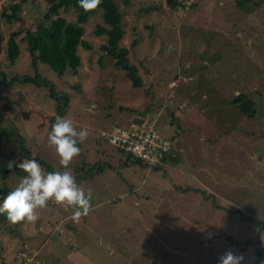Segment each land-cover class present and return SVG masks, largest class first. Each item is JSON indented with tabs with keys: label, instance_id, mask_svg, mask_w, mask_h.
Masks as SVG:
<instances>
[{
	"label": "rangeland",
	"instance_id": "obj_1",
	"mask_svg": "<svg viewBox=\"0 0 264 264\" xmlns=\"http://www.w3.org/2000/svg\"><path fill=\"white\" fill-rule=\"evenodd\" d=\"M114 1L123 16L125 37L121 46L130 50L131 62L139 66L140 77L144 81L142 88H135L125 71L116 66L115 60L101 51V46L108 39L107 35L98 37L95 33L98 25L106 26L102 10H97L84 26V39L92 46V50L79 49L81 66L77 72L68 70L61 77L49 65L38 64V72L52 81L59 92L68 95L70 106L65 117L73 121L77 131L88 130L87 139L77 145L81 148V153L73 159L68 169L75 177V173L87 165L86 169L94 174L93 181L81 185L86 194L91 190V205L94 207H91L87 215L79 218L80 225H92V230H87L86 226L83 229L82 248L98 247L93 253L95 264H101L102 259L106 264H187L192 259L179 258L178 249H189L188 244L193 245L195 242L185 239V236L183 238L181 233V239L174 238L178 236L177 229L183 226L182 220L177 219L175 210L183 212L181 209L184 208L188 214L187 219H190L199 204L202 213L212 212L216 208L210 207L211 203L223 205V200L232 203L236 197L235 192L243 189L247 192V198L258 199L262 203L261 210H257L256 214L264 218V0H176L181 5L176 8L171 7L170 0ZM9 5L10 0H0V29L4 36L3 52L0 55L2 70L9 78L16 75L33 76L35 70L26 51L27 42L21 39L27 30L35 31L37 24L44 21L48 1L28 0L20 12L21 20L11 24L2 16ZM61 16L69 22L77 20L74 10L62 11ZM16 31H22V36L18 38L21 55L12 66L7 59L6 50L11 33ZM134 42L136 46H133ZM164 45L167 47L163 48ZM170 93L175 97H167ZM239 94H246L254 102V118L243 115L233 104V99ZM181 100L187 102L185 108L169 118L178 120L176 126L181 128L179 134L185 133L186 140L190 143L196 140L193 143L195 146L191 145L196 147V155L190 153L191 146L187 145L183 146L185 150L174 161H179L175 167L168 166V163L166 166L162 164V170H157L133 163L131 170L115 171V168L120 167V160H126L127 155L102 139L101 131L106 129L105 118L110 122L117 119V125H124L128 123L129 113L138 111L149 118L150 111L158 104L170 102V106L176 101L177 105ZM121 107L127 110L121 111ZM55 115L56 103L44 87L16 85L12 89L0 90V126L23 138L33 159L40 158L54 171L63 172L66 169L60 165V158L47 139L52 130L50 117ZM164 124V119H159L157 126L160 131ZM211 132L214 135L200 143L201 138L210 137L208 134ZM181 139L185 142L184 138ZM229 140L239 144L240 148L229 147ZM226 141V145L220 143ZM215 147H219L217 152L220 150L228 155L232 153L233 156H201L205 150ZM178 148L181 147L178 145ZM21 149L15 137L3 136L0 162H23L27 158H22L24 153ZM101 167L106 169V174L101 175ZM42 169L48 173L45 168ZM199 174L203 175L207 184L210 181L207 177L209 174L215 177L221 188L219 192L224 195L223 200L214 197L209 186L200 187L203 192L206 190V198L209 196L207 199L196 192L182 195L184 190L175 189L194 186V178ZM25 175L23 171L19 175L12 172L7 180H0V186H6L12 191ZM120 175L127 180L124 181L127 183L125 187L119 181ZM244 175H247L246 179L242 178ZM116 184H119V188L124 187L127 192L141 186L143 192L150 193L152 204L147 205L148 209L162 201L159 199L160 195L165 202H169L170 208H163L158 224L157 218L150 222L144 219L142 222V218H145L142 214L144 206L141 210L131 206L129 200L119 201L117 205H103L102 197L112 195V189L108 186ZM2 202L0 197V203ZM72 211L71 208L66 210L64 205L49 202L45 208L36 211L35 222L15 225L8 221L2 224L0 222V264H13L16 252L19 253L25 246L30 248L31 242L35 241L33 236L40 231L39 228L33 230L37 222L47 229L49 226L46 221L50 216L56 215V212L57 215L60 212L72 215ZM227 211H231L230 208L222 209V212ZM131 213L140 216L138 219L132 217L134 222L137 220L132 223L133 227L128 221H124L129 220ZM226 216L227 214L223 215L225 221L229 219ZM211 219L210 216L203 219L201 217L199 224L187 221L185 230L189 235L204 234L202 231L210 223L206 221ZM256 220L260 221V218ZM69 223L71 221L67 222ZM254 223L255 221L240 219H234L230 224L222 223L223 228L231 225L232 229L220 233L226 232L224 236H234L236 243H233V252L244 257L243 264H254L256 250L264 248V230H260ZM115 225L121 226L120 235L113 229ZM103 227L110 229L104 230L106 233L119 235L110 240L112 245L115 242L121 245V255L112 247L108 251V257L105 253L101 254ZM235 228H246L251 240L237 244L245 238L240 240L244 235L237 233ZM168 230V246L157 256L147 257V247L156 248L153 255L158 252L153 232ZM220 233L216 231L210 237ZM54 235V240L65 244L61 238L64 235ZM220 238L221 240L213 238L211 247L207 242L196 246L197 255L200 252L208 254L199 264H219V257L230 249L222 236ZM160 243L164 244L166 240ZM216 243L222 246V250L213 247ZM42 245V250L50 249L44 243ZM71 246L72 242L68 244V247ZM114 247L117 245L114 244ZM213 254H216L215 257ZM33 261L28 264H35Z\"/></svg>",
	"mask_w": 264,
	"mask_h": 264
},
{
	"label": "crops",
	"instance_id": "obj_2",
	"mask_svg": "<svg viewBox=\"0 0 264 264\" xmlns=\"http://www.w3.org/2000/svg\"><path fill=\"white\" fill-rule=\"evenodd\" d=\"M175 97L173 96V94L171 95V93L167 96V97ZM172 100H170L171 102ZM164 103V104H158L151 112V117H149L150 119H154L156 120V123H158L159 119L163 118L164 119V127H162V131L159 130L158 126V130L160 133H162L166 138H168L169 140H171L173 142L174 147L178 150V145L179 147H181L177 152H178V156H180V153L182 151H184V147L189 145V146H195L193 143L196 142V140H193L192 143H190L189 140H186L185 133H182L181 135L179 134V130H181V128L178 126H176V124H178V120H176L175 118L170 119V116H173L174 114H178L183 108H185L187 102L181 100L179 102V104L176 105V101L175 103L173 102L172 105L169 106V103ZM169 106V107H167ZM138 114L140 116L145 117V115L141 114L140 112L136 111L134 113H129V118H128V123L124 124V125H117L118 120L116 119V121L114 122H110V120L108 121L107 118H105V125L104 127H106V129L102 130V131H106V130H111L114 127H122V126H128L133 118L135 117V115ZM147 114V113H146ZM167 117V118H164ZM103 127V126H102ZM167 129V130H166ZM101 131V132H102ZM167 133V135L165 133ZM210 137L207 136H203L201 138V142H205L207 138H211L212 135H214L213 132H211ZM180 137V138H179ZM179 138V139H178ZM181 138H184L185 142L182 141ZM210 142H213V140H210ZM222 145H226V142H220ZM228 145L229 147L235 146L236 148H240L239 144L235 143L232 140L228 141ZM190 148V153L195 154L196 155V147H192ZM204 149V148H203ZM219 147H215V148H211V150H205L204 152H202L201 156H233L232 153H230L229 155L226 154V152L224 151H218ZM203 151V150H202ZM123 153V152H122ZM125 154V153H124ZM126 155V154H125ZM127 159L126 160H120V167L119 168H115V171L118 170H127L128 168L131 170L132 169V164L133 163H137L134 162L132 160V158H130L129 156H126ZM253 159H256V157H253ZM259 159V158H258ZM178 160V159H177ZM261 161V159H259ZM179 161H177L176 163H174L173 161H167L165 163V166L168 164V166L173 165V167L176 166V164ZM140 164V163H138ZM141 165V164H140ZM142 166V165H141ZM162 166V165H161ZM161 166L155 168L157 170H162ZM260 166V165H258ZM144 167V166H143ZM103 167H101L99 169V171H101V175L106 174V169H102ZM112 169V168H110ZM150 171V170H149ZM251 173H253V171H251ZM257 173V172H255ZM187 175H191L188 174ZM197 176V175H196ZM247 175L242 176V178H247L245 177ZM205 177V176H204ZM208 179L210 178L209 184H212L211 186L209 184L206 183V181L203 178L202 174H199V176L194 178L195 181V185L192 187H188V188H183L182 189H178V187H176L175 189L177 191L181 190V191H185V189H187V191L183 192L182 195H184L185 193L188 192H196V191H192L191 189H197L200 191H197L196 193L202 194L204 195L205 199L206 198V190H204L205 192H203L200 187L206 186V188H208L207 186H209V191L211 192V194L214 195V197L216 198H220L222 199L224 195H222L219 191H220V185H217V181L215 179V177L212 174H209ZM206 177V178H207ZM119 181H121V183L124 184V187L126 186L127 183H125L124 181L127 182V180L124 178L123 176L120 175L119 176ZM94 180V176L89 179L84 181L83 183H87L89 181H93ZM115 182V181H114ZM113 182V183H114ZM83 183H81L79 186H81ZM120 184V182H119ZM119 184L116 185H109V189L111 190V196H104L102 197V204L103 205H109L110 203H114V204H118L119 201L122 202H126L127 200L130 201L131 206H135L138 207L139 209L142 210L143 206H144V210H142V214L145 216V218H142V222L143 220H148L149 222L152 221L153 219L157 218L159 221H156V223H160V216L162 215V210L163 208H170L169 202H165L164 201V197L162 195L159 196V199H162V201L156 205H154L153 207H151L150 209H148L147 205L152 204L151 203V199L150 196L151 194L148 192H143V190L141 189V186H137L136 188H132V190L129 192H127L124 187L119 188ZM111 186V187H110ZM116 186L118 188H116ZM114 189H117V191H115ZM236 197L235 200L232 203H229L227 200H223L224 204L223 205H216L214 203L210 204V207H215L216 209L212 212H206L205 214L202 213L201 210V205H198V208L196 210H194L192 212V214L190 215V219L188 218V214H186V211H184V208L181 209L183 210V212L181 211H177L175 210V215L177 216L178 220H182V228H178V236L174 237L175 239H181L180 233L182 234L183 238L185 236V239H189V241H194L195 243L193 245L188 244L189 245V249H178L179 253H178V257L179 258H186V259H192V262H187V264H199L202 260H205L208 257V254H203V252H200L197 255V250L195 249L197 245H202L203 243H208L210 244L211 247V242L213 238L216 239H220V236H222L223 241H226L228 248H230L231 250H233V243H236L233 240V235H228V236H224L223 234H225L226 232L220 233L221 231L224 230H230L232 229L231 225L229 227H222V223L227 222L228 224H230V222H233L234 219H240L243 221H253L256 219L260 218V221L264 223V218L259 217V215L256 214L257 210H261L262 208V203L258 200V199H252V198H247V192L243 189H240V192L236 191ZM106 195H108L106 193ZM259 195V193H258ZM139 197H141V201H139ZM129 205V204H128ZM94 208V207H92ZM230 208L231 211H227V212H222V209H227ZM208 209H212V208H208ZM232 209L236 210V211H232ZM264 209V207H263ZM67 213V212H66ZM64 212H60L59 215H52L50 216L51 218H48L46 221V224L49 226L47 229L42 228L41 223L37 222L35 228L33 229L34 231H36L38 228L40 229V231L35 234L33 237H35V241L31 242L30 248L28 246H25L26 248H28V250H31L34 256V261L33 263L35 264H95L94 260H93V253L94 250L97 249L98 247H92V246H88L87 249L82 248V246L84 245V235H83V229L86 226L87 230H92V225L91 224H86L87 225H80V220H73L72 219V215H69L68 213L66 214ZM227 214L226 217H228L229 219L226 221L224 220L223 215L225 216ZM56 216V217H53ZM57 216L60 217L59 219H57ZM210 216L212 219L210 221H206V222H210L209 223V227L207 229H205L204 234H200V235H195V234H191L189 235L187 233V231L185 230V225L187 221H189V223H191V221H193L194 224H199L201 221V217L202 219ZM132 217H137L136 219L140 218V216H137L135 213H131L129 220H124V221H128V223L131 225L134 222V218L132 219ZM259 217V218H258ZM264 217V214H263ZM128 218V217H127ZM149 218V219H147ZM234 218V219H233ZM72 219V220H71ZM68 221H71V223L67 224ZM164 222V221H162ZM255 224V223H254ZM126 226H129L128 224H126ZM116 225L113 226V229L115 230L116 233H118L120 235L121 233V226L120 225ZM130 227V226H129ZM133 227V224H132ZM238 227V226H237ZM128 229V227H125V229ZM82 229V230H80ZM126 229V230H127ZM102 230V229H101ZM104 230L106 231H110L109 228H105L103 227V233L104 236H101V254L105 253L106 257H108L107 255H109V249L112 247L113 250H115L119 255H121V245L118 243H111L110 239H116L119 237V235L116 234H112L111 233H106ZM235 230L237 231V233H242L240 235H244L243 238H240V240L244 241H239L237 242V244H240L242 242H246L248 239L251 240L250 237V233L246 228H235ZM51 231V232H50ZM219 232L220 235H213L212 237H210V235L214 234L215 232ZM114 232V233H115ZM92 233V231H91ZM56 235H64L61 238L65 241V244L62 245L58 240H54L52 237ZM169 230L167 232H160V233H156L153 232V237L154 240L158 243V252L156 255H153L156 252V248H149L147 247V252H148V256L147 257H154L157 256L160 252H163L164 248L166 246H168V241H169ZM228 234V233H227ZM235 235V234H234ZM93 236V234H92ZM236 236V235H235ZM66 237V239H65ZM210 237V238H208ZM88 240V239H87ZM166 240V243L161 244L160 242H163ZM203 241V242H201ZM72 242V246L68 247V244ZM201 242V243H199ZM45 244V247H50V249H41L40 247L43 246L42 244ZM26 244V243H23ZM114 244L117 245V247H114ZM27 245V244H26ZM87 246V245H85ZM213 247H218L220 250H222V246L219 243H216ZM39 252H36L38 251ZM214 251V250H213ZM227 251V250H226ZM215 252V251H214ZM17 253L16 252L13 256V264H18L19 260L17 258ZM214 257L216 254H213ZM128 257H130V254L128 253ZM198 257V258H197ZM215 259V258H214ZM101 264H106V261L104 259L101 260ZM156 264V263H153ZM261 264H264V257L261 261Z\"/></svg>",
	"mask_w": 264,
	"mask_h": 264
},
{
	"label": "trees",
	"instance_id": "obj_3",
	"mask_svg": "<svg viewBox=\"0 0 264 264\" xmlns=\"http://www.w3.org/2000/svg\"><path fill=\"white\" fill-rule=\"evenodd\" d=\"M48 10L43 18L42 23L37 24L35 31L27 30L25 36L21 41L27 42V53L31 57V64L35 70V74L31 75H16L9 78L2 70L0 60V90L2 88L12 89L16 85H33L35 87H44L48 90L49 97L56 103V115L50 117V126L55 123L56 116L65 117L69 106L70 99L64 92H59L56 89V85L44 78L38 72V64L44 63L49 65L59 76H64L68 70L77 72L81 66V58L79 56V49L92 50V46L84 39L85 28L91 16H93L97 10L103 11L104 25H98L96 30V36L107 35V43L101 46V51L115 60V64L118 68L125 71L126 76L131 80L132 85L135 88H142L144 86L143 78L140 77L139 66L133 64L130 59V50L122 47L121 42L125 37V30L122 26L123 16L118 4L114 0H102L99 7L93 11L85 12L79 5V0H47ZM28 0H10V5L3 11L2 16L6 22L11 24L13 22H19L21 20L20 12L23 6ZM171 7L176 8L180 4L176 0H170ZM173 4V5H172ZM181 6V5H180ZM183 6V5H182ZM74 10L77 13V20L75 22H69L66 18L61 16V12H69ZM108 26V27H107ZM22 36V31H16L11 33L7 42V59L10 65H15L17 59L21 55L20 44L18 38ZM4 36L0 29V55L3 52ZM133 46H136L134 42ZM101 63V60H99ZM233 104L241 111V113L248 118L252 119L256 115L254 102L246 95L239 94L233 99ZM121 111L127 110L121 107ZM134 113V112H132ZM137 115V114H136ZM13 136L18 141L21 150L24 153L22 158L33 159L30 156V152L26 149L25 140L17 135L15 132H7L6 129L0 126V146L3 141V136ZM120 151V150H119ZM122 152V151H121ZM125 153V152H123ZM132 158L134 162L140 163L135 160L131 155L125 153ZM176 159L164 160L163 164L167 161H176ZM48 172H55L51 166L45 163L40 158L34 159ZM9 162H0V180L5 181L8 179L12 172L21 174V170L13 166L11 169L8 167ZM16 163V161H15ZM17 165L19 163H16ZM87 167V165H86ZM86 167H82L75 173V179L80 185L86 180L93 177L94 174L90 173ZM155 169V168H153ZM192 191H200L197 189H191ZM11 190L6 187L0 186V197L2 199ZM187 191V189H185ZM209 198V196H207ZM8 220L6 215H0V222L6 223ZM256 226L260 230H264V223L258 220H254ZM256 261L254 264H260L264 257V248L256 250Z\"/></svg>",
	"mask_w": 264,
	"mask_h": 264
},
{
	"label": "clouds",
	"instance_id": "obj_4",
	"mask_svg": "<svg viewBox=\"0 0 264 264\" xmlns=\"http://www.w3.org/2000/svg\"><path fill=\"white\" fill-rule=\"evenodd\" d=\"M101 3L102 0H79V5L85 12L97 9ZM87 137V129L77 131L71 119L56 116L47 139L59 156L60 165L66 170L45 173L34 159H24L18 165L15 161L9 162L10 169L16 166L26 175L0 203V215H6L8 222L13 225L21 222L32 223L37 220L36 211L45 208L49 202L64 205L66 210L71 208L73 220L87 215L92 207L91 190L86 194L68 170L73 159L81 153L78 143H83ZM243 262L244 257L231 249L219 257V264Z\"/></svg>",
	"mask_w": 264,
	"mask_h": 264
},
{
	"label": "built area",
	"instance_id": "obj_5",
	"mask_svg": "<svg viewBox=\"0 0 264 264\" xmlns=\"http://www.w3.org/2000/svg\"><path fill=\"white\" fill-rule=\"evenodd\" d=\"M101 137L109 145L131 155L149 169L157 168L164 160H173L178 156L173 142L159 132L156 120L138 114L128 126L102 131ZM17 258L18 264H28L33 261L34 256L25 247L19 251Z\"/></svg>",
	"mask_w": 264,
	"mask_h": 264
},
{
	"label": "water",
	"instance_id": "obj_6",
	"mask_svg": "<svg viewBox=\"0 0 264 264\" xmlns=\"http://www.w3.org/2000/svg\"><path fill=\"white\" fill-rule=\"evenodd\" d=\"M165 47H167V46L164 45L163 48H165ZM163 48H162V49H163ZM144 70H145V69H144Z\"/></svg>",
	"mask_w": 264,
	"mask_h": 264
}]
</instances>
